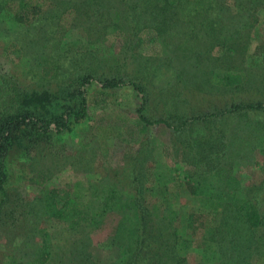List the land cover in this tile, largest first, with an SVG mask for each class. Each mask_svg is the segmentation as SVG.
Masks as SVG:
<instances>
[{
    "label": "rangeland",
    "instance_id": "obj_1",
    "mask_svg": "<svg viewBox=\"0 0 264 264\" xmlns=\"http://www.w3.org/2000/svg\"><path fill=\"white\" fill-rule=\"evenodd\" d=\"M33 1L44 9L27 24L16 21L13 10L0 11V114L33 107L44 116H59L76 109L85 97L89 117L80 123L72 120L52 144L32 143L29 131L18 132L11 149L0 156V250L8 238L19 235L25 239L14 248L25 253L23 261L32 259L42 243L38 230L45 228L57 254L80 245L87 235L91 264H120L122 248L112 243L119 216L109 215L90 233L68 230L48 219L38 203L53 188L62 195L70 189L82 199L99 183H118L132 167L142 174L148 206L173 222L189 241L182 252L193 246L189 264H198L203 249L206 254L220 247L219 235L210 231L218 212L208 199L192 197L184 182L186 174L188 179L200 176L193 172L197 166L206 169L200 163L205 159L190 163L175 157L171 147L175 135L189 142L190 132H196H175L166 122L144 127L139 115L179 123L194 115L203 118L196 109H205L211 113L208 124L192 122L205 127L199 143H183L209 146L206 135L218 139L208 132L212 123L222 136L215 144L218 149L239 146L237 151L249 153L250 165L244 168L239 161L235 168L241 183L263 187L261 143L251 142L250 149L248 143L232 144L233 129L220 126L216 113L220 103L234 101L242 109L239 121H245V108L264 105V0ZM229 73L242 75V82L220 85L219 95L217 78ZM108 82L116 86L106 87ZM144 93L148 104L140 114ZM253 113L245 123L261 139L264 109ZM35 168L46 176L44 186L29 182ZM146 171L152 172L147 182ZM245 192L258 195L264 204V188ZM158 197L171 198L175 206L168 211L165 205L156 207ZM257 237L252 257L243 262L264 264V242L257 243Z\"/></svg>",
    "mask_w": 264,
    "mask_h": 264
},
{
    "label": "trees",
    "instance_id": "obj_2",
    "mask_svg": "<svg viewBox=\"0 0 264 264\" xmlns=\"http://www.w3.org/2000/svg\"><path fill=\"white\" fill-rule=\"evenodd\" d=\"M13 2L16 1L7 0L5 3L0 1V11L2 9L13 10L15 20L21 24H27L40 16L44 9L38 4L35 5L33 0H19L18 3L14 4ZM241 76L239 73L219 76L216 85L219 88V95L222 88L220 85L233 86L239 84L242 82ZM108 86L113 87L116 84L108 82L106 87ZM136 88L139 90L138 86ZM141 88L142 91L143 88ZM141 91L140 93H142ZM208 93L210 94L209 91ZM203 102L206 101H200V103ZM147 104L148 98L144 93L142 106L139 107L140 114ZM192 104L195 103L192 102ZM229 104L220 103L216 114L221 123L220 126L233 129L234 140H232V144L240 142V144L246 143L247 146L248 143L247 148L250 149L251 142L254 141L261 143L262 152H264V137L261 138L262 140L256 138L249 128V124L245 123L246 120H249L247 115L254 114V110L264 109V105H260L261 108L259 109L245 108L244 111L247 112V115L243 113L245 121H239L240 113L238 110L242 109L234 101ZM206 105H203L202 108H205ZM199 106L197 105V107ZM196 110L200 111L199 115H203V118L199 119L197 115H194L190 119L186 118L176 123V121H169L165 117L151 120L139 115V122L144 127L156 122H166L175 132L182 129L194 131L196 133L190 132V136H188L189 142L199 143L198 138L204 132L205 127L192 122L206 120L205 124H208L207 118L211 116V113L200 107ZM88 117V103L85 97L82 98L76 109H67L59 116L56 113L51 117L44 116L33 107L19 108L14 113L1 112L0 156L5 155L11 149L18 132L29 131L32 143L47 141L52 144L53 138L67 130L72 120L80 123ZM209 128L208 132L218 137V139L213 140L206 135L205 138L210 143H208L209 146L202 145L200 147L197 145L195 147L194 143L186 145L183 142L189 143L187 140L182 141L181 136L175 135L174 139L172 137L174 142L171 147L175 157H182V159L185 157L190 163L192 161L200 162V157L206 160L200 162L207 165L202 166L206 167L205 170L200 171L198 170L199 166H197V170L193 172L194 174L200 173V176L193 175L189 176L188 179V174H186L184 177L187 178L184 182L190 194L208 199L218 212L212 220L213 226L210 227V231L219 235L220 243L214 236L210 239H214L220 247L211 248L212 250H207L209 249L207 248L206 256L209 258L211 255L210 259L220 264H249L243 261L252 257L250 248L253 245L254 236H258L257 243H259V239L264 242V204L259 200L258 195L254 196L251 193L247 195L245 189H260L264 186L245 187L241 183L233 171V166L237 161L246 160L249 153L244 154L242 151H237L239 146L233 151L218 149L215 144L218 140L221 141L222 136L219 139L221 133L212 126V123ZM242 131L244 134L241 133ZM238 132H240L239 135ZM222 142L225 143V141ZM213 151H216L215 154ZM151 174L152 172H145L146 182ZM141 175L134 168H127L123 178L118 183H99L94 189L91 188L86 191L82 199L74 195L70 189L65 190L63 195L58 189H48L38 203L39 209L48 219H54L57 223L66 225L68 230H83L87 233L98 228L109 215L119 216V223L113 235L112 243L122 248L120 264H188L185 257L180 253L189 246V241L181 235L179 229L173 225L170 219L166 216L164 218L156 209L153 210L148 206L144 194L146 187H144ZM28 180L31 184L44 186L46 176L41 169L35 168ZM174 189H171V192L174 193ZM158 198L159 203L156 207L165 205L168 211L170 205L175 206L171 198ZM41 236L42 243L33 252L32 259L29 258L25 261L22 260L25 253L19 254L18 249L14 248L15 245L22 244L25 237L15 235L13 240L8 238L7 243L0 250V264H91L90 253L84 251L89 246L90 238L87 235L82 238L80 245L73 244L76 248L66 250L64 255L60 252L57 254V252L51 251L53 248L47 229L38 230L36 237ZM204 243L207 245V242ZM248 250L250 253H247ZM14 251L18 254H14ZM243 255L248 257L244 258Z\"/></svg>",
    "mask_w": 264,
    "mask_h": 264
},
{
    "label": "crops",
    "instance_id": "obj_3",
    "mask_svg": "<svg viewBox=\"0 0 264 264\" xmlns=\"http://www.w3.org/2000/svg\"><path fill=\"white\" fill-rule=\"evenodd\" d=\"M240 161H243V162H241V165H243L244 168L250 165V162H248L247 160H240ZM238 162H239V161H237V162L234 164V166H233V171H234V173H235V168H236ZM235 174H236V173H235ZM192 197H193V195H192ZM203 245H204V243H203ZM190 248H191L190 250H193V246L190 247ZM190 250H188V252L186 251L185 254H184L183 252L180 253V254H182V255L185 257V259H186V261L188 262V264H189L188 254L191 252ZM201 255H202V257H201V259L199 260V263H198V264H220V263H218V262H215V261L209 260L208 257H206V259H207V260H206V259L203 257V256H206V254H205V249H203Z\"/></svg>",
    "mask_w": 264,
    "mask_h": 264
},
{
    "label": "bare ground",
    "instance_id": "obj_4",
    "mask_svg": "<svg viewBox=\"0 0 264 264\" xmlns=\"http://www.w3.org/2000/svg\"><path fill=\"white\" fill-rule=\"evenodd\" d=\"M84 251H86V253H90V251L88 250V248H85ZM90 255H91V253H90Z\"/></svg>",
    "mask_w": 264,
    "mask_h": 264
}]
</instances>
